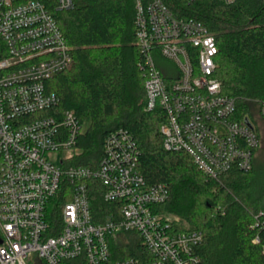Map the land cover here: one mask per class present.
Listing matches in <instances>:
<instances>
[{
    "label": "built area",
    "instance_id": "2783aa9c",
    "mask_svg": "<svg viewBox=\"0 0 264 264\" xmlns=\"http://www.w3.org/2000/svg\"><path fill=\"white\" fill-rule=\"evenodd\" d=\"M72 3L0 0V264H200L202 231L180 230L179 216L158 209L168 187L145 180L127 129L106 134L92 165L71 162L84 125L57 107L49 80L73 62L55 17ZM134 34L144 109L162 113L163 148L187 153L206 178L249 170L259 139L250 114L237 113L214 75L218 48L206 24L165 0H134ZM156 57L176 71L163 74ZM255 102L264 116V99ZM96 187L109 208L100 217ZM130 237L139 255L114 246Z\"/></svg>",
    "mask_w": 264,
    "mask_h": 264
},
{
    "label": "trees",
    "instance_id": "16d2710c",
    "mask_svg": "<svg viewBox=\"0 0 264 264\" xmlns=\"http://www.w3.org/2000/svg\"><path fill=\"white\" fill-rule=\"evenodd\" d=\"M165 1L213 33L218 48L214 75L222 91L235 97L237 113L250 114L260 140L258 124L264 116L255 100L264 99V0ZM55 17L73 62L49 80V88L58 96L57 107L73 111L84 125L76 141L80 152L71 162L92 165L106 134L127 129L138 145V169L145 180L168 187L169 197L158 209L185 221L177 226L180 230L202 231L194 249L200 264H264V164L255 159L257 146L249 170L232 168L216 179L206 178L187 153L163 148L162 113L144 109L134 0H73ZM92 205L99 217L109 209L100 188H95ZM114 246L134 256L141 250L132 237Z\"/></svg>",
    "mask_w": 264,
    "mask_h": 264
},
{
    "label": "rangeland",
    "instance_id": "374dc122",
    "mask_svg": "<svg viewBox=\"0 0 264 264\" xmlns=\"http://www.w3.org/2000/svg\"><path fill=\"white\" fill-rule=\"evenodd\" d=\"M155 63L157 65V67L162 71L163 74H165V73H174L176 71L175 64L171 60H169L167 58L156 57L155 58ZM258 127H259V131H260V140H259V143L257 145L256 152H255V159L258 162L264 164V119L259 118ZM263 205H264V203H263ZM181 223L184 226L186 225V222L185 221L182 222V220L180 219V224Z\"/></svg>",
    "mask_w": 264,
    "mask_h": 264
}]
</instances>
